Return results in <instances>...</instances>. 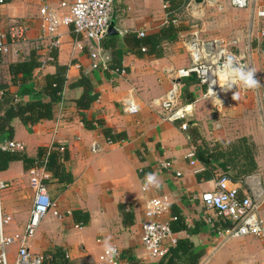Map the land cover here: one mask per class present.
<instances>
[{
    "label": "crops",
    "instance_id": "0c3cea01",
    "mask_svg": "<svg viewBox=\"0 0 264 264\" xmlns=\"http://www.w3.org/2000/svg\"><path fill=\"white\" fill-rule=\"evenodd\" d=\"M62 1L72 0H8L0 6V32L6 35L10 46L9 52L0 58V91L9 92L13 102L42 99L44 77L55 74L57 64L67 68L68 87L55 106L52 119L35 125L14 119L12 138H0L1 149L9 141L22 143L25 146L22 154L33 160L37 159L40 148L59 152L64 147L70 155L64 166L74 177L71 184L59 182L51 172L41 171L60 216L51 212L43 219L30 242L31 252L46 256L44 264H104L100 258L105 249L115 246L121 250L123 264L158 263L143 248V225L149 219L147 203L167 198L170 212L158 220L174 227L178 239L193 242L195 252L201 254L199 264H264V237L235 238L218 244L216 232L225 223L214 211L204 207L200 197L215 189L221 172L213 180L198 181L197 175L204 166L200 162L191 166L188 159V153L197 145L212 146L248 137L256 147L258 171L255 175L264 188V65L259 62L258 46L244 41L247 11L231 12L229 18L221 15L212 19V24L226 26L230 34L223 36L226 41L239 40L236 48L253 63L257 74L253 79L257 83L253 87L239 83L228 95V102L218 107L204 98L206 87L197 79H185L180 103L192 104L193 113L187 120L188 130L183 131L182 121H165V113L151 106L152 101L164 97L170 89L169 71L191 65L188 42L193 31L182 27L186 23L180 17L183 9L174 13V19L175 26L185 30L164 42V55L156 58L140 49L139 33L144 32L145 37L153 35L169 24L166 0L117 3L113 18L117 34L111 35L117 36V41L113 50H106L111 55L112 69L103 72L91 68L93 43L75 34L70 27L59 29L58 49L51 50L49 41L42 39L41 5L46 2L62 12L59 6ZM258 1L254 5V22L263 20L258 18L256 8L264 0ZM200 5L207 6L202 2ZM209 5L229 11L219 0ZM33 54L41 64L46 62L45 67L37 69L25 82L14 84L9 66L27 61ZM49 56L52 61H47ZM116 65L125 71L124 75L114 74ZM83 76L91 80L99 94L88 111H80L75 102L82 89L69 88ZM2 86L5 88L1 89ZM130 96L140 107L136 115L124 112V102ZM83 114L88 120H102L114 132L125 133L126 139L109 142L96 122L90 127L85 125ZM189 130H197L201 136L196 146ZM165 161H172L174 168L161 170L160 165ZM35 165L29 167L18 160L0 172L1 181L8 185L0 194L1 213L11 218L4 227L8 237L25 236L35 197L29 171ZM177 172L182 175L177 177ZM149 174L154 176L151 182L147 180ZM236 184L240 187V183ZM75 212H82L80 216L88 214L89 221L81 224L75 219ZM173 217L180 218V223L173 221ZM260 217L264 221V207ZM20 246L17 243L9 247L10 263H15ZM226 246L227 251H221ZM58 249L63 252L53 259L51 254Z\"/></svg>",
    "mask_w": 264,
    "mask_h": 264
},
{
    "label": "built area",
    "instance_id": "2783aa9c",
    "mask_svg": "<svg viewBox=\"0 0 264 264\" xmlns=\"http://www.w3.org/2000/svg\"><path fill=\"white\" fill-rule=\"evenodd\" d=\"M8 0H0V6ZM22 1V0H15ZM127 0H72L62 1L58 12L54 7L44 2L40 8L42 39L50 43V49H58L61 44V35L59 29L63 26L70 27L72 31L93 43L91 59L92 70L110 72L111 55L103 47V41L108 36L115 12V5ZM217 0H203L202 3H210ZM229 5L235 9L243 10L251 5H255L257 0H228ZM187 6L197 5L198 0H185ZM170 4L165 1V9L168 10ZM66 10V11H64ZM169 16V12H167ZM258 18L264 20V4L256 8ZM177 24V20L170 19L169 23ZM264 36V27L261 29ZM123 35L124 31H120ZM141 38L145 37L144 32H140ZM239 40L226 41L225 39H204L200 31L192 33L188 42V48L191 55V65L187 68L173 69L168 75L171 78V87L162 98L152 101L151 106L158 108L165 113L164 120L169 122L182 121L181 129L187 131L189 125L188 118L193 113V105H181V90L185 79L195 78L201 85L206 87L204 98L220 107L228 102L227 97L231 91L241 82L239 77L235 76L237 71L243 74H252L249 59L244 54H234L233 47H237ZM10 46L6 35L0 32V58L3 54L9 52ZM145 51V49H143ZM232 58L231 61L228 58ZM49 56L47 61H52ZM42 63L40 68L45 67ZM124 70L116 69L114 74L124 75ZM231 85V87H229ZM3 92L0 91V101ZM140 107L133 96L128 97L124 102V112L128 115H136ZM1 149V148H0ZM5 151L15 153L25 152V146L22 143L9 141L4 145ZM60 153L65 152L64 147H60ZM188 159L191 166L198 165L195 155V149L188 153ZM46 160V156L36 163L30 169V184L35 192L31 218L27 225L25 236L22 238L8 237L5 235L4 227L11 220L1 213L0 206V264H44L46 256L35 254L30 250V242L35 237L38 228L43 219L51 212L59 217L57 202L54 201L49 193V187L45 177L41 174L44 169L41 164ZM161 170H172L174 163L165 161L160 165ZM180 177L181 172H177ZM237 186L229 176L222 174L215 182L213 191L205 192L200 200L204 207L214 211L223 219L225 226L216 232L218 244L221 245L230 239H239L246 237H264V221L260 213L264 207V188L257 175H252L239 181ZM8 185L0 179L1 191ZM149 219L143 225L142 245L146 255L154 260H161L169 254L171 248L175 247L178 238L176 237L169 223L158 220L163 215L170 212V202L167 198L150 200L146 205ZM173 221L177 217H173ZM20 243L18 257L15 263H10L8 258V247ZM104 264H123L121 250L115 246L107 247L100 258Z\"/></svg>",
    "mask_w": 264,
    "mask_h": 264
},
{
    "label": "trees",
    "instance_id": "16d2710c",
    "mask_svg": "<svg viewBox=\"0 0 264 264\" xmlns=\"http://www.w3.org/2000/svg\"><path fill=\"white\" fill-rule=\"evenodd\" d=\"M170 7L169 18L174 19V13L179 12L185 5V0H166ZM181 27H176L170 22L166 27L162 28L158 33L141 38L138 45L144 48L145 51L153 57L161 58L164 55L163 43L173 40L180 31ZM107 42L104 44V41ZM103 41V47L106 50H113L116 45L117 36H107ZM111 64V63H110ZM41 62L34 54L29 60L13 63L9 66V73L12 76L14 84L23 83L30 79L33 73L39 69ZM117 69H121L120 65H116ZM112 67V66H111ZM57 71L55 74L46 75L42 86V99L30 100L27 102H13L9 92H4L0 101V138L6 136L12 138L13 127L11 125L14 119H19L23 123L31 125L38 124L44 120H50L53 117L55 106L62 100V95L67 85V68L59 64L56 65ZM112 69V68H111ZM5 87L2 86L1 89ZM69 88H81L82 94L75 100L80 111H88L93 103L98 100L99 94L95 92V88L88 77L83 76L77 82L69 85ZM47 99V101H44ZM83 121L86 126H92L96 122L102 127L103 135L111 143L124 141L125 133L114 132L112 128L105 125L102 120H88L83 114ZM189 130V135L192 142L197 144L201 140V136L197 130ZM254 143L248 137H241L232 142H217L212 146H196L195 155L197 160L204 166V170L197 175L198 181L213 180L218 171L229 176L234 182H239L248 178L258 171L256 161V149ZM46 156V160L41 164V167L48 172H51L59 182L71 184L74 177L67 172L64 162L69 160V153H60L56 149L44 150L39 149L36 160L30 159L22 153H15L0 149V172L7 169L9 164L14 161H23L29 167L41 161ZM123 210V207H121ZM82 212H75L74 217L81 224H86L89 221V215ZM176 223H180V218L177 217ZM173 231L175 230L172 227ZM63 252L58 249L53 255V259ZM64 257V253H61ZM201 254L194 250V244L189 239H178L175 247L171 248L167 257L159 260L154 264H199Z\"/></svg>",
    "mask_w": 264,
    "mask_h": 264
},
{
    "label": "rangeland",
    "instance_id": "374dc122",
    "mask_svg": "<svg viewBox=\"0 0 264 264\" xmlns=\"http://www.w3.org/2000/svg\"><path fill=\"white\" fill-rule=\"evenodd\" d=\"M224 2L225 5L228 6L229 11H221L218 9V7H215L214 5H209L210 3H207V6L203 5H191L187 6V2H185V5L183 7V10L180 14V17L182 18V21L186 22L188 25L183 24L182 27L185 28L186 30H192L193 32L198 30L200 31L202 37L204 39H224V35H230L229 32H227L226 26L223 25H215L212 24V19H215L216 17H220L221 15L226 16L229 18L231 16V12H239V11H247V15L244 19V41L252 45H257L259 50H261L260 54L258 55L260 58V63L264 62L261 61V59H264V36H262L261 29L264 27V20H261L259 22H254V5L251 6L249 9H243V10H238L229 5L228 0H219V3ZM260 3V0L258 1ZM182 22V23H183ZM209 23V24H208ZM212 24V25H211ZM219 27V28H218ZM260 28V29H259ZM184 29V30H185ZM226 40V39H225ZM248 47V46H247ZM245 48V47H244ZM249 49V48H248ZM247 52V48L245 49ZM252 51V46L250 48ZM232 51L234 54H239V50L236 47L232 48ZM253 52V51H252ZM248 59V58H247ZM249 61V65L251 66L252 73H255V69L253 67V63ZM40 227V226H39ZM39 229V228H38ZM240 239V238H239ZM231 240H236V239H230ZM15 245V244H14ZM11 247V246H10ZM9 248V247H8ZM227 246L222 247L221 251H227Z\"/></svg>",
    "mask_w": 264,
    "mask_h": 264
},
{
    "label": "clouds",
    "instance_id": "9594fccd",
    "mask_svg": "<svg viewBox=\"0 0 264 264\" xmlns=\"http://www.w3.org/2000/svg\"><path fill=\"white\" fill-rule=\"evenodd\" d=\"M235 76L239 77V79L241 81H243V83L248 86V87H253L257 82L252 78V74L249 72L248 74H243L241 73L240 71H237L235 73ZM229 87H231V85H229ZM147 180L149 182L153 181L154 180V176L149 174L147 176Z\"/></svg>",
    "mask_w": 264,
    "mask_h": 264
},
{
    "label": "water",
    "instance_id": "95a60500",
    "mask_svg": "<svg viewBox=\"0 0 264 264\" xmlns=\"http://www.w3.org/2000/svg\"><path fill=\"white\" fill-rule=\"evenodd\" d=\"M201 2H203V0H198V3H201ZM116 34H117V31H116V29L114 28V26L112 25L111 28H110V31H109V33H108V36L116 35ZM228 60L231 61L232 58L230 57V58H228Z\"/></svg>",
    "mask_w": 264,
    "mask_h": 264
}]
</instances>
